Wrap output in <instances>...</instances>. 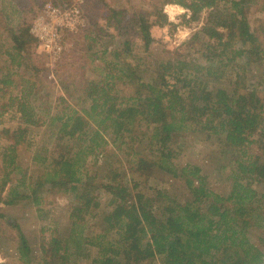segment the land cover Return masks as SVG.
Listing matches in <instances>:
<instances>
[{"label":"trees","instance_id":"trees-1","mask_svg":"<svg viewBox=\"0 0 264 264\" xmlns=\"http://www.w3.org/2000/svg\"><path fill=\"white\" fill-rule=\"evenodd\" d=\"M52 1L68 7L74 0ZM104 1L86 0L89 24L74 35L84 40L83 72L56 65L57 97L41 63L47 55L37 54L30 32L42 0L0 3V51L9 58L0 75V204L33 206L44 222L37 254L21 224L0 210V237L17 243L16 264H79L91 247L97 252L87 264H264V88L247 87L239 61L254 63L264 82V16L248 15L252 6L264 12V0H150L132 12L105 4L116 47V35L97 21L95 6ZM168 4L191 10L194 20L209 11L201 29L208 41L199 48L204 63L174 50L146 64L152 27L176 25ZM103 36L112 44L96 49ZM236 71L238 81L227 80ZM47 124L55 126L56 141L34 154L41 169L34 178L20 150L32 127ZM190 134L215 137L230 153L218 172L228 193L217 191L200 165L177 164L178 141ZM155 173L182 179L191 198L149 186ZM64 197L68 235L53 217ZM254 229L263 233L259 244Z\"/></svg>","mask_w":264,"mask_h":264},{"label":"rangeland","instance_id":"rangeland-1","mask_svg":"<svg viewBox=\"0 0 264 264\" xmlns=\"http://www.w3.org/2000/svg\"><path fill=\"white\" fill-rule=\"evenodd\" d=\"M9 0H5L7 2ZM52 1V0H42V4L44 5L45 2ZM75 1V0H74ZM73 1V2H74ZM53 2V1H52ZM2 3V0H0ZM100 3V2H97ZM86 4V2H85ZM109 4L112 7H119V8H128L130 12L133 11V8L150 7V0H105L104 5ZM42 5V8H43ZM85 7V5H84ZM83 7V9H84ZM41 8V10H42ZM97 10V21L98 23L107 29L111 34L116 35V38L113 39L115 43L113 46L120 45V38L117 36V28L115 21L111 17V9L108 6H103L101 3L95 6ZM248 15L253 20L256 18H261L264 16V12L260 11L258 7L252 6L248 9ZM165 11L168 13L169 18L172 22L176 25L168 24L165 26H154L152 27V34L155 38V41L151 45V51L149 53L148 58L146 59V64L153 66L156 65L157 62L162 59L166 58L171 55V52L177 50L183 54H185L188 58L194 59L197 62L204 63V58L201 56L199 48L201 45L205 44L208 41V36L205 35L201 29L205 24L209 11L205 10L201 18L199 20L192 19L193 12L187 8L179 6L177 4H168L165 7ZM86 14V13H85ZM87 16V15H86ZM88 18V17H87ZM89 24V19H88ZM87 24V26H88ZM83 31V30H82ZM80 31V32H82ZM80 32L76 33L79 34ZM199 33L198 37L194 39V36ZM74 33H69V36H66L69 44L67 50L60 61H58L53 69L48 66L49 56L42 52L39 44L37 49V54L40 58L43 59L41 54H46V60H42L43 65L50 69V73H48V84L54 88L52 92L54 97H57L58 94H61L62 83L60 80H57V76L55 75L54 68L59 63L64 64L67 63V70L77 71L79 74L83 72L78 66L82 65L79 60L82 58L81 56L84 54L81 47L83 46L84 40L80 37H76ZM101 38V37H100ZM112 44L111 38L109 36H103L101 41L97 44L96 49L102 50L105 44ZM136 54L139 53V49L136 48ZM76 62L75 65H70L73 62ZM240 63L245 65L246 67V85L250 89H259L261 90L264 88L263 82V75L262 72L256 67V65L252 62H248L246 58H240ZM9 58L6 54L0 51V75L3 72H7L6 66L8 65ZM145 62V61H144ZM38 63V62H37ZM16 72H22L23 67L15 69ZM66 71V69H65ZM54 74L53 77H50L51 74ZM237 73L230 74L227 77V80L231 78L232 81H238ZM95 74L92 70H86L87 77H93ZM74 79H79V76L72 77L71 81L73 82ZM70 81V79H68ZM226 80V81H227ZM228 82V81H227ZM217 84V85H216ZM223 86V84H219ZM213 88L214 86H218V83L210 84ZM70 102L73 104L76 103L75 98H70ZM55 109H52V112ZM11 122L6 121L5 124L9 125ZM3 125L0 124V128ZM55 126L51 124H47L45 126H34L30 130V139L29 141L23 145L20 150V158L26 164H29L31 167V172L36 178L41 169L37 167L36 164H33L32 158L37 150H41L42 148H52L55 141L56 136L54 134ZM178 144H181L182 148L181 153L176 158L177 164L179 166H183L185 164H198L202 167L203 171L209 174L211 185L220 192L228 193L229 190V183L224 180V178L218 174L221 166L228 163L230 153L225 151L220 145V142L217 138L212 137L209 138L204 134H190L184 138H180ZM174 145H177L174 143ZM142 150L146 151L145 144L140 146ZM264 159V158H263ZM102 175V174H101ZM101 179V178H100ZM1 182V176H0ZM149 186H155L161 188L162 190L166 191L168 194L172 195L173 197L177 198L181 201H187L191 198V193L189 189L186 187L185 182L182 179H176L171 177L170 175L164 174H153L149 179ZM99 194L104 202L107 200V195L103 190L99 191ZM59 205L54 209L55 219L59 222V228L63 235H68L70 232L71 221L68 218V212L66 209L67 198H58ZM0 210L6 213L12 219H16L24 229L25 233L27 234L28 238L31 241L32 247L34 251L38 254L40 251L39 247V239H40V230L42 226H44V222L40 220L38 213L33 206H20V207H8L3 206L0 204ZM263 233L258 230H252V236L254 242L259 244V236ZM97 250L96 248H89V257L88 258H81L79 260V264H87L89 261L88 259L95 256ZM18 250H17V243L12 240L1 238L0 237V261L2 262H9L16 264L18 261Z\"/></svg>","mask_w":264,"mask_h":264},{"label":"built area","instance_id":"built-area-1","mask_svg":"<svg viewBox=\"0 0 264 264\" xmlns=\"http://www.w3.org/2000/svg\"><path fill=\"white\" fill-rule=\"evenodd\" d=\"M85 2L75 0L68 7H61L47 1L34 18L30 32L37 39L41 51L49 56L48 66L51 69L67 50L69 42L66 34H76L87 27L88 18L83 9ZM53 76L52 73L50 77Z\"/></svg>","mask_w":264,"mask_h":264}]
</instances>
